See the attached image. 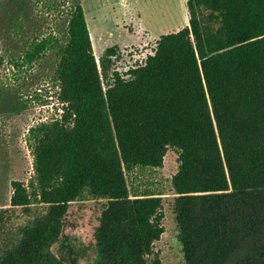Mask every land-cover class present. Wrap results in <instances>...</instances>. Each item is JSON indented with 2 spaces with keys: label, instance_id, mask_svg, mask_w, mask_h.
<instances>
[{
  "label": "trees",
  "instance_id": "obj_1",
  "mask_svg": "<svg viewBox=\"0 0 264 264\" xmlns=\"http://www.w3.org/2000/svg\"><path fill=\"white\" fill-rule=\"evenodd\" d=\"M41 1L49 11L63 3ZM187 5L190 25L161 35L146 65L104 92L84 7L72 1L54 73L63 121L30 129L35 193L12 182V206L36 196L49 212L0 264H67L48 254L69 205L86 194L108 200L95 264H149L165 231L162 198H132L126 172L162 167L170 148L180 152L172 183L186 264H264V0ZM48 46L38 42L28 55ZM118 50L100 59L106 75Z\"/></svg>",
  "mask_w": 264,
  "mask_h": 264
},
{
  "label": "rangeland",
  "instance_id": "obj_2",
  "mask_svg": "<svg viewBox=\"0 0 264 264\" xmlns=\"http://www.w3.org/2000/svg\"><path fill=\"white\" fill-rule=\"evenodd\" d=\"M49 11L41 0H0V257L16 246L23 229L40 221L49 205L33 196L27 207L12 206V182L21 181L35 193V170L30 129L47 116L52 97L60 92L55 69L62 47L68 42L73 0ZM86 14L94 53L100 59L107 48L118 52L144 48L155 53L161 35L190 25L188 0H80ZM43 40L49 46L30 58L34 45ZM180 152L170 148L162 167L137 166L126 172L131 197L151 194L162 198L165 229L148 256L152 264H186L176 222L173 177L180 167ZM108 200L89 194L72 202L64 226L48 254L67 264H95L98 257L96 231Z\"/></svg>",
  "mask_w": 264,
  "mask_h": 264
},
{
  "label": "built area",
  "instance_id": "obj_3",
  "mask_svg": "<svg viewBox=\"0 0 264 264\" xmlns=\"http://www.w3.org/2000/svg\"><path fill=\"white\" fill-rule=\"evenodd\" d=\"M149 52L144 48L130 50H123L122 52H118L115 55L110 57L111 59V67L106 75L102 71L101 67V77L103 81L104 92H107L109 88H111L117 76L122 80H130L133 78V71L138 70L141 67H144L147 63V59L149 56ZM67 103L63 102L60 97V92L58 96H54L51 98L49 104H47L48 115L42 118H39V123H54V122H62L64 117V106Z\"/></svg>",
  "mask_w": 264,
  "mask_h": 264
}]
</instances>
